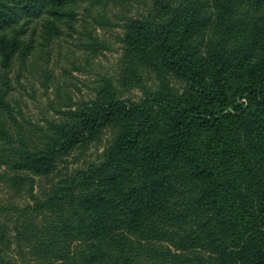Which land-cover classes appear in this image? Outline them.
<instances>
[{"label":"trees","instance_id":"1","mask_svg":"<svg viewBox=\"0 0 264 264\" xmlns=\"http://www.w3.org/2000/svg\"><path fill=\"white\" fill-rule=\"evenodd\" d=\"M123 1L0 0V178L41 219L16 241L39 264H264V0H153L123 18L117 84L144 68L154 91L122 99L103 77L45 129L16 118L9 74L25 69L32 28L47 42L80 34L95 53ZM105 131L100 160L33 195L35 177ZM11 243L0 224V264Z\"/></svg>","mask_w":264,"mask_h":264},{"label":"rangeland","instance_id":"2","mask_svg":"<svg viewBox=\"0 0 264 264\" xmlns=\"http://www.w3.org/2000/svg\"><path fill=\"white\" fill-rule=\"evenodd\" d=\"M152 1L126 0L114 6L107 15L109 25L96 27L95 35L106 48L95 53L87 49V42L80 34L47 42L43 40L40 28L33 27L30 33L35 46L26 58L25 69L19 73V67L16 65L9 74L13 86L11 106L14 107L15 116L23 127L26 130L32 129L31 126L45 129L47 122L63 119L65 111L74 110L83 101L95 96V89L103 77L111 79L113 85L118 88V97L122 99L139 101L146 92L154 91L158 82L155 76L144 68H139V84L124 88L117 84L119 75L130 66L128 60L122 56L120 43V38L123 37L122 25L125 22L123 18H134ZM81 31L79 28L78 32ZM17 77L19 83L16 82ZM171 85L178 90L182 87V84L175 80ZM17 112H20L21 116ZM110 136V133L105 131L100 142L76 148L61 157L52 173L34 178L33 195L43 201L59 180L100 160ZM3 173L4 170L0 171V175ZM32 205L33 201L27 191L16 192L0 178V224L8 225L12 241L5 252L8 264H39V260H32L30 256L33 243L30 245V241L19 246L15 237L29 222L41 220L29 210Z\"/></svg>","mask_w":264,"mask_h":264}]
</instances>
